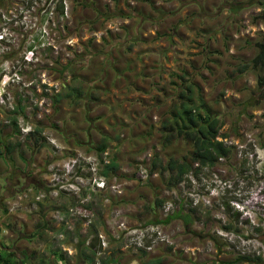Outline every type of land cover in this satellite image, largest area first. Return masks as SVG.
Here are the masks:
<instances>
[{
    "label": "rangeland",
    "instance_id": "374dc122",
    "mask_svg": "<svg viewBox=\"0 0 264 264\" xmlns=\"http://www.w3.org/2000/svg\"><path fill=\"white\" fill-rule=\"evenodd\" d=\"M33 1L27 0V3L31 5ZM44 1H34L36 7L39 6V12H46L38 13L40 18L36 27L24 33L17 41V46L11 48L0 46V79L4 73L7 75L11 73L15 81L5 86L3 98L10 96L12 100L9 101L15 109L19 105L24 107V113H18V119L22 118L24 124L39 122L45 127L47 124L45 121L52 118V95L66 89L72 96L75 95L76 90L68 88L69 85H75L73 82H77L74 77L79 73L72 70L75 63L84 62L87 66L100 65L104 60H115V53L120 54L121 49L127 51L134 46H147L150 59L155 62L160 60V66L156 68L163 73L160 77V86L157 90L155 87L156 99L149 105L155 115V119L151 121L159 125L165 117H174L173 107L180 105V100L175 98L181 85L180 76L185 74L194 83L196 93L204 98L209 112L219 115L221 128L218 139L230 149L228 157L220 159L214 167H205L197 174L194 172L188 174L175 188L178 189L176 196L163 188L160 199L168 202L163 207L159 205L161 212L160 217L157 215L158 219H165L166 213L171 214L180 204L183 206V211L187 212V215L190 214L191 222L194 223L190 228L193 231L192 236H200V239L196 237V242L200 245L193 251L195 258L212 257L214 260L229 262L241 256L264 257V102L256 103L257 96L253 94L256 88L255 72L251 70L244 74L235 72L240 62L249 61L254 55L256 49L253 42L264 36V21L256 17L264 9V0ZM6 4L10 2L0 0L1 12L8 7ZM2 26L0 20V27ZM30 49L33 53L32 60L26 62L24 55ZM62 67L65 69L62 70ZM14 74L18 79L14 78ZM89 75V71L84 75L87 80ZM79 86L84 87L83 83H79ZM45 87L49 88L50 93L44 92ZM2 92L0 89V93ZM168 96L171 103L162 104L161 98ZM8 105L7 102L0 104V142H8L10 137L22 145L29 140L33 141L31 138L22 137L19 132L16 135L13 133L10 121L14 118L17 125V117L8 114ZM63 112L61 109L59 114L63 115ZM61 115L59 118L56 117L57 120ZM135 118L140 119V115H136ZM134 122L140 124L138 121ZM40 131L42 133L36 135L40 137L39 144L45 145L50 151L57 150L56 145L61 146L57 139L50 141V133L44 131V128ZM170 134L173 139L166 147L161 146L163 135L161 141L155 143L153 147L144 145L137 158L138 162L131 169V175L133 173L138 181V167L142 159H148L151 167L155 156L163 165L170 156L180 157L189 153L191 149L189 144L177 137L176 132L171 131ZM64 151L66 150L57 155L52 152L54 155L52 161H67L74 155L73 153L66 156ZM77 152L98 156L96 151ZM4 164L7 167L9 163L5 160ZM4 164L2 162L0 165V171H3ZM47 167L48 164L44 170L47 174L46 183L49 181ZM115 172L113 173L116 174ZM156 172L163 182L167 174ZM14 174L15 176H11L10 173L5 185L13 187L12 191L19 190L24 193L29 188L30 177H25L24 173L18 176ZM114 176L115 179L111 176L108 182L121 183L123 192L114 195L109 191L105 195L103 191L98 197H102L106 206L102 207L101 212L107 211L102 230L97 228L98 219L103 224L102 215L98 214L97 207L91 209L95 216L91 217V223L95 224L98 236L102 235L107 243L105 250L97 245L98 241L94 243L93 250L96 254L101 252L102 256L110 254L112 250H108V246L118 242L114 236L117 218L115 211L129 229H138L143 225L156 226L145 222L147 215L145 216L142 206L132 212L119 205L125 191L126 180L121 176ZM11 177L14 179L11 180ZM18 177L22 178L23 182H18L16 180ZM2 183L4 176L0 174V184ZM26 195L27 192L21 194L23 199L18 200L16 197L13 202L14 211H22L24 214L22 228L18 229L16 223H10L6 228L11 232V236H8L10 233L2 234L0 229L2 242L14 240L11 250L20 254L19 257L16 256L18 258L25 254H35L36 257L32 255V259L27 258V263H36L39 257L50 259L48 250L52 247L53 250L57 249L62 253L66 248L73 251L71 254L65 253V258L69 259L62 260V264H82L84 261L75 258L77 245L72 241L78 242L84 238V244L91 245L94 237L86 233L88 231L82 225L83 218L70 219V233L68 232L70 235L63 241L57 239L58 231L56 232L61 225L52 219L56 209L63 211L64 207L74 202L73 199L65 195L50 196V199H57L60 203L59 207L49 209V219L45 220L44 217L41 219L38 213V205L32 206V195L29 194L27 197ZM112 197L115 202L111 200ZM196 198L199 202L195 206L193 202ZM90 199L94 203L97 194ZM168 203L172 205L169 206L170 212L165 210ZM132 216L140 218L134 220L132 224L129 221ZM173 219L174 217L168 223L159 224L163 235H168L172 244L155 240L154 235L143 243V247L148 251L124 248L123 244L121 249L125 253L138 256L141 251L151 253L169 247L176 250L181 229L183 231L184 228L180 221L175 222ZM229 224L230 227L226 228ZM187 233L185 231L182 235ZM107 238L110 240L107 241ZM113 238L116 241H111ZM149 245H153L151 249L148 248Z\"/></svg>",
    "mask_w": 264,
    "mask_h": 264
},
{
    "label": "crops",
    "instance_id": "0c3cea01",
    "mask_svg": "<svg viewBox=\"0 0 264 264\" xmlns=\"http://www.w3.org/2000/svg\"><path fill=\"white\" fill-rule=\"evenodd\" d=\"M204 29L202 30L204 31ZM114 56L116 57L115 60H104V63L100 65L87 66L84 62L75 63L72 70L79 73L78 76L74 77L77 82H73L75 85L68 86V88L71 87L76 90L75 95L64 97V94L69 93V91L64 94L63 91L61 92V98L54 103L51 120L45 121L47 124L44 131H48L51 138L57 139L58 143L64 146L66 151L63 153L66 156L77 151L94 152L97 144L105 139V150L109 152L113 163L117 165L115 168L116 174L113 173V175L121 176L126 180H123L125 191L122 199H120L121 202L116 203L132 212L142 206L146 213L145 216L147 215L145 222L159 225L160 222L156 220L160 217L161 206L158 207L155 202L157 199L161 200V192L165 188L164 180L162 182L159 174L155 171L153 174L151 172L148 174L150 176L148 181L141 183L133 176V173L131 175V169L136 164L144 145L147 144L150 148L153 147L155 143L161 141L162 135L166 131L164 122L168 117H165L159 125H156L151 121V119H155L153 108H149V105L153 104L156 99L155 87L157 90L161 82L160 77L163 76V73L156 68V66H160V60L155 62L150 59L151 55L147 46H134L127 51L121 49L120 54L115 53ZM88 71L90 75L87 80L84 75ZM79 83H83L84 87L79 86ZM67 98L69 100H66ZM160 102L166 105L171 103V99L168 96L161 98ZM61 109L64 110L63 115L59 114ZM59 115L61 117L57 120ZM136 115H140V119H136ZM134 120L140 122V124L134 122ZM56 121H58V125L54 126L53 123L56 124ZM10 140L13 142L14 138L10 137ZM13 144V149L9 151L8 156H5L3 160L0 159V165H2V162L4 164L5 160L9 163L7 167L4 164L3 171H0V174L4 176V183L8 182L7 177L10 173L11 176H15L14 173L17 176L24 173L26 174L25 177L31 179L29 187H33L35 191L43 189L46 182L44 170L46 165L53 160L54 151H50L45 145L41 146L39 143H33L31 140L24 145L19 144L17 141H14ZM164 178L167 179L166 176ZM13 179L14 177H11V180ZM16 180L23 182V179L19 177ZM4 183L0 184V229L2 234L3 232L5 234L10 233L8 236H11V232H7L6 226L10 223H16L17 228L21 229L24 214L22 211H14L13 202L16 195L19 194V190L12 191L13 187L6 186ZM110 196L112 195L110 194ZM98 197H100V194H97V200L94 203L92 202L91 206L93 208L95 205L98 214L102 215L103 224L100 219L97 220V228L99 227L102 230L107 211L101 212L102 207L106 206H104L102 197ZM111 200L115 202L114 197ZM59 203L57 199H50V197L37 202V210L39 209L38 213L41 219L44 217L45 220H48L49 209L59 207ZM172 212L173 216L171 218L174 217L173 221H180L182 228H184L183 231L181 229L180 241H178L176 250L169 247L164 250L157 249L151 253L140 252L138 256L137 254L125 253L121 249V245L116 243L115 245H109L108 250H112V252L114 251L119 255L116 257L119 264H219V262H225L218 259L214 260L212 257L195 258L193 251L194 249L197 250L200 245L196 242L197 238L200 239V236H196L197 238L192 236L191 232L193 231L190 228L194 226V223L190 221V216L183 211L182 207L178 206ZM138 218L140 217L132 216L129 221L133 224L134 220L136 221ZM50 223L53 224L52 220H50ZM185 231L188 233L182 235ZM11 240L2 242L0 237V250L10 252L11 246L9 244ZM109 240L110 238H107V241ZM111 241H116V239L113 238ZM77 243V241H74L75 245ZM120 252L122 253L119 254ZM48 254L50 259H46L53 260L55 264H62L58 256L52 253Z\"/></svg>",
    "mask_w": 264,
    "mask_h": 264
},
{
    "label": "trees",
    "instance_id": "16d2710c",
    "mask_svg": "<svg viewBox=\"0 0 264 264\" xmlns=\"http://www.w3.org/2000/svg\"><path fill=\"white\" fill-rule=\"evenodd\" d=\"M256 17L264 21V9ZM253 46L256 49L255 55L249 61L240 62L239 65H237L235 72H237L238 74H244L248 70L255 72L256 88L255 91H253V94L257 96L256 103H260L264 102V36H261L260 39L255 40ZM64 69L65 67H62V70ZM180 79L181 85L175 97L180 100V105H175L173 107V111L175 112L174 117H168L164 122V129L166 130V132L163 135L162 147H166L168 143L171 142L173 137L170 132L173 131L176 132L177 137L182 138L187 144H189L191 149L186 155L177 158L170 156L163 165L160 164L159 159L156 156L153 158L150 167V172L159 171V173L161 174H167V179L165 180L164 178V185L166 189H171L172 187L178 185L181 181L185 179L186 175H188L189 173L193 174L194 172L195 174H197L201 171V169L205 167H214L220 161V159H226L230 153L229 147H227L222 140L218 139L219 130L221 128V121L219 115L211 114L209 112V109L206 107L204 98L196 93L197 91L195 85L190 80V78L187 77V75L184 74L180 76ZM66 92H68V89L63 90V93ZM71 95L72 93L69 92L64 94V97H70ZM61 96V92L52 95V107H54V103H56L61 98ZM23 111L24 107L19 105L17 109L14 108V110L8 112V114L17 117L18 113H24ZM10 123H12L11 126L13 127V133H18L19 130L16 125L15 119L12 118ZM53 125L57 126L58 124L53 123ZM42 128L44 127L41 126L39 122L35 123V129H33L32 132H29L25 136V138H31L33 139V143L38 144V139L40 137H36V135L40 134V132L42 133V131H40ZM167 130L169 133L167 132ZM4 144L9 143L6 142ZM105 146V139H102L100 143L97 144L96 152L99 156L105 150ZM11 147V145H7L6 150L9 151ZM2 156L3 147H1L0 145V157ZM194 163H197V166H194ZM116 166L117 165L113 163L109 155V163L103 166L102 173L104 175L113 174ZM43 189L46 191L48 190L45 185L43 186ZM161 200L157 199L155 202L158 207L160 204H162L163 200ZM71 205H74V202ZM180 207L183 208L181 204ZM172 213L168 214L165 219H158L156 221L168 223L171 220V217L173 216ZM190 221H192L191 216ZM90 227L94 230H91ZM229 227L230 224L226 226V228ZM68 232L69 231L65 228L64 225H62L58 229V233H63L65 235L64 239L69 238L68 235H70V232ZM88 235L94 236L93 240L90 243L91 245L85 246V239L83 238L81 240H78L77 247L75 246L77 248L75 258L80 259V261L82 262L84 261L82 264H86L87 262L93 261L92 256L95 254V251L93 250V248L95 247L94 243L98 241V234L95 224L91 223V225L88 226ZM48 253H52L55 256H58L60 260L65 259V261H68L69 259L68 257L65 258L64 253H62L60 250H53L52 247L49 248ZM141 253H145V251H141ZM13 257L14 254L12 252L9 253L8 251L0 250V264H8V262L10 264H13ZM116 257L117 254L113 251L110 254H107L102 257L101 263L119 264ZM240 262H249L251 264H264V257H260L258 255L254 257L241 256L235 257L232 261L223 262L220 264H236ZM39 264H55V262L53 260L49 261L45 257H39Z\"/></svg>",
    "mask_w": 264,
    "mask_h": 264
},
{
    "label": "built area",
    "instance_id": "2783aa9c",
    "mask_svg": "<svg viewBox=\"0 0 264 264\" xmlns=\"http://www.w3.org/2000/svg\"><path fill=\"white\" fill-rule=\"evenodd\" d=\"M34 1L31 5H29L27 3V0H10V4L7 5L8 7H6L3 12L0 11V20L3 24V26L0 27V46H4L5 48L17 46V41L19 40V38H21L24 33L28 32V30L36 27L37 23H39L40 18L38 13L41 14L46 12H39V6L36 7ZM32 55V50H28L24 55L25 61L30 62L32 60ZM14 78L18 79L16 74H14ZM9 79L11 81H14L13 77L9 78L3 75L0 82L2 86ZM1 89L2 91H4L3 87ZM55 89H57L56 85ZM43 90L44 92H46V94H48V87H45ZM57 91L58 90H56V92ZM10 99V96H7L6 99L3 98V94L0 93V104H5L7 102L9 104L8 108H12L11 101H9ZM23 121V119H19L17 124L21 134L25 136V134L31 131L32 126L30 124H24ZM56 148L57 150H54V154L56 155L62 152V150H65L62 146L56 145ZM91 154L76 152L72 157H69L67 161H52L47 167V171L49 172V181L46 187L48 188V190L36 194L34 197V202L32 203V206L34 207L37 201H40L48 195L57 197L59 195H65L69 198H72L75 202L74 205L66 207V209H64L63 211L56 209L52 215V219L56 223H59V225H64L68 231L70 230V219L80 220L83 218V227L90 226L92 220L91 217H95L94 213L91 211L92 202L90 197L95 194H102L103 191L105 192V195H107L109 191H111L114 195H120L123 192L121 183H117L116 181H113L112 183L108 182V178L111 176H113V178L115 179V176L113 174L104 175L102 173L103 166L109 163V152L104 151L100 156ZM194 166H197V163H195ZM138 168L139 181L146 182L149 178V175L147 174V171H149V160L142 159L139 162ZM105 187H108L109 191H105ZM30 190L31 189H29L28 192H30ZM177 190L178 189H175L170 192L176 196ZM194 200L195 202H193V205L196 206L199 202V199L196 198ZM167 202L168 201L166 200L164 205ZM164 205L161 206L163 207ZM170 205L171 204L168 203L167 206H165L166 211L168 210L170 212ZM115 215L117 217L115 218L116 231H114V229L113 231L116 234L114 236L117 237L116 239L118 240L116 244H123L124 248L135 247L136 250L139 248L148 251L143 247V243L144 241L149 240L150 237H154V235L155 240H159L161 242L165 241L168 245L172 244L168 235H163L162 229L159 226L143 225L138 229H129L128 227H126L124 221L120 218L117 211H115ZM166 215L168 214L166 213L164 216ZM230 234L233 233L230 232ZM98 237L103 238L102 235H99ZM64 238L65 235L63 233H58V240L63 241ZM101 245L103 250H105V246L107 245V243H105V240L102 241ZM152 246L153 245H149L148 248L151 249ZM63 251L64 255L66 252L67 254H71L73 252L69 248H66ZM97 255L101 257L102 253L97 252ZM104 256L105 255H103L102 257ZM93 264L101 263L94 262Z\"/></svg>",
    "mask_w": 264,
    "mask_h": 264
},
{
    "label": "clouds",
    "instance_id": "9594fccd",
    "mask_svg": "<svg viewBox=\"0 0 264 264\" xmlns=\"http://www.w3.org/2000/svg\"><path fill=\"white\" fill-rule=\"evenodd\" d=\"M7 2H10V0H7ZM6 5H8V4H6ZM26 53H27V52H26ZM26 53H25V54H26ZM24 60H25V59H24ZM9 73H10V72H9ZM3 75H4V76H7V77H9V78L12 77L11 73H10V75H7L6 73H4ZM3 75H2V76H3ZM1 78H2V77H1ZM0 82H1V79H0ZM9 82H15V81H11V80L9 79V80H8L3 86H2V84L0 83V89H1L2 87L5 88V86H6L7 84H9ZM2 94H4V91L2 92ZM11 106H12V102H11ZM8 109H9V112H11V111L14 110V107H12V108H8ZM18 118H19V117H17V122H18V120H19ZM21 119H22V118H21ZM7 122H8V121H7ZM26 124H27V123H26ZM30 125L32 126V129H31V131H29V132H32L33 129H35V124H30ZM17 127H18V124H17ZM18 130H19V129H18ZM18 132H19V134H21L20 130H19ZM29 132H28V133H29ZM28 133H27V134H28ZM27 134H25V136H26ZM15 135H16V134H15ZM21 135H22V134H21ZM25 136L22 135V137H24V138H25ZM52 140H55V139H54V138H51L50 141L53 142ZM14 141H17V140L14 139ZM14 141L12 142L11 140H9V141H8L9 144H4V143L1 142L0 145H1V147H3V156L0 157V159H3V158L5 159V156H8L9 151L13 149V145H14L13 143H14ZM17 142H18V141H17ZM54 142H55V141H54ZM5 143H6V142H5ZM18 143H19V142H18ZM19 144H20V143H19ZM55 144H56V142H55ZM58 144H59V143H58ZM7 145H11V146H12L11 149H10L9 151L6 150ZM59 145H60V144H59ZM105 151H106V150H105ZM148 157H149V155H148ZM51 162H52V161H51ZM51 162H50V163H51ZM137 162H138V160H137ZM50 163H48V165H49ZM194 164H195V163H194ZM194 164H193V165H194ZM45 170H46V169H45ZM149 171H150V167H149ZM45 174H46V173H45ZM189 174H192V173H189ZM46 175H47V174H46ZM9 176H10V174H9ZM186 176H187V175H186ZM149 178H150V176H149ZM147 181H148V180H147ZM183 181H184V180H183ZM183 181H181V182H180L178 185H176L175 187H172L171 189H166V190H169V191L175 190V188H177V187H178ZM4 184H6V182H5ZM46 185H47V183L45 182V186H46ZM29 189H31L30 192H28ZM26 190H27V191H25L24 193L27 192V193H28L27 195H29V194L32 195V202H31V203L34 202V197H35L36 194H38V193H40V192H44V191H46V190H44V189H41V190H39V191H35L33 187H29V188H27ZM169 191H168V192H169ZM24 193H23V192H19V194L16 195V197H18V200L23 199V197L21 196V194H24ZM27 195H26V197H27ZM47 197H48V196H47ZM41 200H42V199H41ZM41 200H40V201H41ZM40 201H37V202H40ZM37 202H36V204H37ZM8 226H9V225H8ZM61 226H62V225H61ZM69 232H70V231H69ZM97 237H98V236H97ZM61 261H62V260H61ZM236 264H238V263H236Z\"/></svg>",
    "mask_w": 264,
    "mask_h": 264
},
{
    "label": "flooded vegetation",
    "instance_id": "af4514ba",
    "mask_svg": "<svg viewBox=\"0 0 264 264\" xmlns=\"http://www.w3.org/2000/svg\"><path fill=\"white\" fill-rule=\"evenodd\" d=\"M8 232V231H7ZM9 246H11L12 248H13V246H14V240H11V242H10V244H9ZM10 252H12L13 254H14V259H13V264H39V259H37V262L35 263H32V262H30V263H27L26 262V258H31L32 259V253H30V254H25V255H23V257H20V258H18L19 256L18 255H20L18 252H13L12 250L10 251ZM9 252V253H10ZM22 255V254H21ZM16 256H18V257H16ZM26 256V257H25ZM33 256H35V254L33 255ZM36 257V256H35ZM8 264H10L9 262H8Z\"/></svg>",
    "mask_w": 264,
    "mask_h": 264
},
{
    "label": "bare ground",
    "instance_id": "6f19581e",
    "mask_svg": "<svg viewBox=\"0 0 264 264\" xmlns=\"http://www.w3.org/2000/svg\"><path fill=\"white\" fill-rule=\"evenodd\" d=\"M149 166H150V163H149ZM147 174H148V171H147ZM104 190L105 191H109V188L108 187H105L104 188ZM45 197H47V196H45ZM48 197H50V196H48ZM165 202V201H164ZM164 202L162 201V204L161 205H164ZM156 226H159V225H156ZM86 231H88V227H86ZM97 239H98V246H101L102 247V245H101V243H102V241L104 240V237L103 238H101V237H97ZM128 248H132V249H136L135 247H128ZM139 249V248H138ZM93 255V254H92ZM93 261L92 262H100L101 263V257H99L97 254H94L93 256ZM102 264V263H101Z\"/></svg>",
    "mask_w": 264,
    "mask_h": 264
}]
</instances>
